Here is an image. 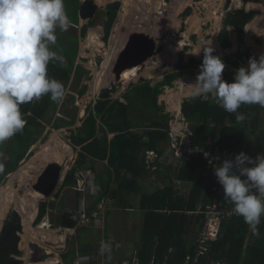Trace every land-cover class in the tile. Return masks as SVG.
Instances as JSON below:
<instances>
[{"label":"trees","instance_id":"obj_1","mask_svg":"<svg viewBox=\"0 0 264 264\" xmlns=\"http://www.w3.org/2000/svg\"><path fill=\"white\" fill-rule=\"evenodd\" d=\"M68 1L71 5L66 7L67 14L73 23L79 24L82 0ZM120 6L119 1L109 3L105 8L104 17L89 20L82 25L80 31L76 27H70L67 31L56 30L57 42L51 45V48L65 57V63L61 65L59 62H50L48 74L64 84L65 92L73 70V87L80 81L82 73H90L83 64L74 65L78 56V37L84 38L90 27L101 25L105 33L104 41L107 42ZM191 13L192 7L188 6L182 17H188ZM255 14V10L238 8L227 12L223 18V26L218 35L220 46L223 49L232 46L230 28H234L238 34V49L234 54H218L216 50L213 53L225 62L223 78L228 82H232L235 71L242 67V60L252 56L251 49L245 47V27L253 20ZM257 42L262 44L263 40L258 38ZM186 49L187 46L179 51L173 71L154 85L152 80L147 78L131 83L121 99L112 97L118 90V85L115 84L112 88H104L93 106H87L88 113L82 125L76 130H71L70 136L67 137L69 144L76 151L80 148L78 156L55 193V199L40 203L34 224H39L48 215L49 210L55 207L60 193L73 190L79 171L92 170L102 189L100 199L108 196L117 202L118 207L128 209L134 206L132 197L140 196L139 207L144 212V238L138 253L143 261L147 262L152 257L164 260L168 255L169 264H178L194 250V247L188 246L185 235L189 234L191 229H200L203 215L189 214L187 211L196 210L201 200L208 203L215 196L210 184L203 188L206 179L203 177V171L207 165L205 159L185 162L175 168L169 156L167 160L171 168L168 170L164 186L149 190L150 187L141 184V180L149 177L154 171L153 166H161L160 159L168 151L170 137L167 128L172 115L159 103V96L163 94L165 87H173L174 81L185 72L193 74L195 69L201 71L203 58L192 56L186 61ZM132 69L125 70L122 79L130 77L135 67ZM86 88L87 86H84L78 92L84 94ZM58 104L45 95L39 100L21 105L27 122L24 130L0 144L1 151L8 153L7 158H0V163L4 164V171L0 173V187L8 175L20 167L24 159L33 155L32 146L47 140L44 136L47 123L57 130L75 123L76 115L71 120L57 118L51 122ZM145 106L146 109H143ZM64 108L66 109L65 106ZM181 111L191 122L196 141L205 143L210 140L222 148L243 150L252 154L264 153V108L259 105L241 106L239 111L247 116L242 123L236 121L235 113L226 112L212 97L207 101L185 97ZM148 151L158 154L152 164L147 162ZM174 178L187 184L188 190L176 188ZM114 183L117 187H114ZM1 189L3 190V187ZM225 201L231 203L229 200ZM7 205L8 201L0 195V226ZM75 205H79L78 200ZM76 224L74 218L64 214L58 216L54 226L75 227ZM39 226L48 227L46 223ZM259 230V237L253 234L251 236L243 217L226 219L222 223L221 236L210 243L209 255L229 264H264V217L261 218ZM22 232L21 214L12 210L0 231V264H24L21 258L23 251L19 246ZM248 237L250 242L247 241Z\"/></svg>","mask_w":264,"mask_h":264},{"label":"rangeland","instance_id":"obj_2","mask_svg":"<svg viewBox=\"0 0 264 264\" xmlns=\"http://www.w3.org/2000/svg\"><path fill=\"white\" fill-rule=\"evenodd\" d=\"M115 1H119L121 3V6H120L118 17L111 30V34H110L108 41L107 42L104 41L105 33H104L103 26L100 27L101 25H98V26L95 25V27L94 26L92 27L98 33L95 35H97L98 38H100V40H102L104 43V48H102L103 51L101 50L99 51L96 47L90 45L87 42V38H89L90 35H94L95 30L90 31L91 29L90 28L88 29L87 35L84 38L80 36L78 37L79 38V44H78L79 49H78V56L76 58L74 65L83 64V66L87 70H89L90 73L89 74L82 73L80 81L78 80L77 83L75 84L76 86L73 87L74 86L73 84L74 70H73L70 80L68 81L69 85L67 86V89L65 92V98L63 99L62 102L58 104V107H56L53 117H52V121H51L53 123L57 118L71 120L72 117L76 115L75 123L72 126L63 127L60 130L53 129L52 124L47 123V128L44 132V136L47 137L46 142L42 143L39 141L36 145H34L35 147H33L35 149L34 154H36V152H39L42 150L41 147L43 145H48L50 140H52V135L56 134L57 138L55 140L59 141L58 145L54 146L56 149L57 155H61L60 157L64 156L63 154H61L62 153L61 149L64 148L65 145H68L71 148L72 156H71V161L69 163L68 169L73 166L77 158L79 148H77V151L72 149L71 145L68 144L69 140L67 137L70 136L71 130H76L77 127L82 125V121L88 113L87 106L89 105L93 106L101 90L104 88H107L113 82V79H114L113 67L116 62L115 61L116 55L118 53V50L123 48L126 42V39L130 35V33L136 30L146 31L149 34L154 35L159 44H161V42L164 40V42L166 43L165 44L166 47L164 46V51L161 54H159L158 56L154 58L149 59L143 66L139 65L140 69L139 71H136L135 74L130 75V77L126 78L125 80L121 79V82L119 83H115L118 85V90L117 92H114L112 94L113 98L119 97L123 99V94L126 92L129 85L131 83H136L140 81L141 75L145 76L144 79L146 78L151 79L152 85H154L156 82L161 80L166 74L173 71V66L177 62L179 51L182 50L186 46H187V49L185 52L186 61H189L190 57L192 56H194L197 59H202L204 53H203V48L201 49L199 48L200 46L204 47V45H206L208 42H211V41L214 46L215 38L217 39L219 43L218 35L223 26V17H224L223 11H224V6L227 0H161V1L152 0L151 2H148L146 0H131L129 2V5L127 6L129 8V9L127 8L128 13L127 15L125 12L122 13L123 18L121 21V26H119L118 28V31H121V30L123 31L122 38H124V40L123 42L120 41V43L117 46H115V48H110L109 47L110 41H111L110 38L113 34L115 24L117 23L119 19L120 12L122 9H124L126 3L125 2L123 3L121 0H97L101 8L104 10L109 3H113ZM233 3H234L233 0H231L230 8L232 10H236L237 8H243L245 10H255L256 11L253 21L250 22L251 23L250 32H248L247 30L249 28V25H248L249 23L247 24L248 26L246 25V28H245V32H246L245 47H249L251 49V54H252L251 57L255 56L259 58L261 54H264V52L262 53V51H264V0H242V3L236 2L234 5ZM69 5H71V3L68 0H65V7L68 8ZM213 5H214V8L217 7L218 5H223L219 9L221 20L216 21V22H215V19L212 20V19L206 18L208 13L209 14L211 13L210 11H212L211 9ZM188 6L192 7L191 15H189L188 17H182V13ZM158 11H161L162 14H160ZM87 22H88L87 20L80 19L78 30L80 31L81 26ZM188 27L190 28V31H188L189 30ZM230 31H231L230 37L232 40V46L234 45L233 49H232V46L224 50H222L223 48L220 50L214 47V49L218 52V54L232 55L237 51V48H238L237 47V44H238L237 33L234 31L233 28H231ZM234 35H235V39L233 41L232 37ZM258 38L263 40L262 44L257 42ZM178 44L179 46L174 52L172 48L173 47L176 48ZM104 49H106L105 51H107V53H104ZM108 51H112V53L110 54ZM105 55L107 57L109 55H112V58L109 64L105 66L106 68L110 66V68H108L104 74L103 84H102L103 87L99 88L98 83L94 84V79L96 77V74H99L100 71H103L102 66L105 60ZM248 62H249V59L244 58L241 62V65L246 67L248 65ZM155 66L156 68H160V69L158 70L155 69ZM128 70L129 68L126 69V71ZM199 72H200L199 69H195L193 71V74H189L188 72H185L186 75L184 74V76H185V79H187L186 82H189V88L191 87V82L196 83V78ZM124 74H125V71L122 73V78L124 77ZM180 79L181 77L174 81L173 87H167V88L165 87L163 91V95H165L164 97H161L162 94L159 96V103L162 106H164L165 111L169 112L171 115L173 114V112L168 109V102L172 98L174 91L177 92V89H179V91L181 92V94H179L177 97L178 100H180V97L183 98V97L190 96L189 93L186 94V92L183 90V85L185 84H179L180 82H177ZM84 86H87V88L84 94H80L78 90H81ZM169 90L170 91L174 90V91L169 92ZM64 106L66 107V109L64 108ZM64 109H65V112L63 113L62 111H64ZM143 109H146V106L143 107ZM56 143L57 142H54V144ZM51 154H54V151L52 149L49 150L50 160L52 158ZM32 156L24 160L21 163V166L18 168V170L10 174L12 176L8 175L4 184L0 187V195H2L5 198V200L8 201V205L6 207L7 210L5 211V215L3 219L1 220V223L4 222L9 212H11L12 210L18 211L19 209L18 204H21L24 206L23 207L24 212L26 211V208H29V214H32L31 208L33 209L36 204L35 202L30 200V197H33L32 199L36 200L34 196L32 195V192L34 191V189L32 188V183L34 181L33 179H35L37 174H39V172L45 165L42 162L41 157L34 159L32 158ZM165 156L169 157L170 152L167 151ZM2 157L7 158L8 153H3ZM21 167H26L23 171L25 173L23 174L21 172H20L21 174H19L18 172ZM30 168L32 170H30ZM33 176L35 177L33 178ZM147 183L149 184V187H150L148 188L149 190H153L154 187H157V186H152L153 181H148ZM8 184H11L12 187L11 189L7 190L6 193H4V190H2L1 188L3 186H7ZM86 184L89 185L88 181ZM158 185L160 186L162 184H158ZM114 187H115V183H114ZM76 192L77 193H75V196L73 195L74 198L80 197L79 196L80 192H78L77 190ZM99 199L100 197L97 196L95 207L98 209H101L103 207V203L101 201L104 198L100 200ZM137 199L140 200V196H138ZM134 200H135V197H134ZM138 200L134 201V207L132 208L133 211H131L134 213V215L133 213L131 214L128 213L125 209L117 208L116 211L114 209V211L112 212L113 215H116V214L119 215L118 219L114 218L116 219L117 223H115L112 214L109 216L108 232H109L110 237H111L110 232H112L113 230L114 232L115 230L117 231L118 229V226H116L117 224L123 225L122 228H120L119 226L120 231L118 235H121L124 232L127 236V240L125 241V243H123V245L125 246V253L129 251V247L131 246L132 243H139L140 245L143 241L144 219H143V214L141 213L142 210L140 208L138 209L137 207V204L139 203ZM39 202L37 201V203ZM137 214L138 216L136 217L138 221L134 217ZM21 217H22V224H23V222H25L26 217L23 216V213ZM45 218L43 220H45ZM29 221H30V224H33V229H35L34 230L35 233H31L30 235V238H29L30 247H27V250L26 248L23 249L20 247L21 250L23 251L21 258L24 260V264H28V262H30V264H42L41 261L39 260L40 259L39 254L41 250L37 248L39 247V237L37 238L36 236L39 234L38 232L39 230L44 231V229L37 228V226L40 225L41 223L34 224V222L32 223L30 219ZM124 226L126 228H123ZM48 228L52 231L55 230L52 227V225L49 223H48ZM91 231H93V229H90L88 227H79V233H78L79 235L77 236V239H79L81 243L85 244L87 240L90 239L89 233ZM137 237L140 238L139 241L133 240V239H136ZM41 238L43 239V237ZM45 244H49V241H46ZM123 253L124 251L121 250L119 254L122 255ZM128 254H126V256ZM27 255L30 256V260L26 259ZM117 258H119L118 255L111 253V258H109L108 255H106V257L104 258V261L111 262ZM49 262H54V260H49Z\"/></svg>","mask_w":264,"mask_h":264},{"label":"clouds","instance_id":"obj_3","mask_svg":"<svg viewBox=\"0 0 264 264\" xmlns=\"http://www.w3.org/2000/svg\"><path fill=\"white\" fill-rule=\"evenodd\" d=\"M78 25L67 14L65 0H0V144L24 130L27 122L21 105L45 95L56 103L65 98L64 84L48 74L50 62L63 65L65 57L51 45L57 42V29L67 31L70 27L79 28ZM214 51L212 41L204 45L201 71L196 83L191 84L190 98L207 101L212 97L226 112L235 113L236 121L242 123L247 116L239 111L241 106L264 108V54L250 57L248 65L237 69L232 82H228L223 78L226 64ZM0 153L1 158V149ZM3 171L4 164L0 163V173ZM214 172L224 198L234 205L235 214L242 216L251 233L259 237L264 217V153L252 157L241 151L234 159L223 160ZM76 186L78 179L72 188ZM43 221L40 223L44 224ZM112 250L110 240L101 241V255L111 258Z\"/></svg>","mask_w":264,"mask_h":264},{"label":"crops","instance_id":"obj_4","mask_svg":"<svg viewBox=\"0 0 264 264\" xmlns=\"http://www.w3.org/2000/svg\"><path fill=\"white\" fill-rule=\"evenodd\" d=\"M100 27H102V26H100ZM188 31H190V28ZM230 39H231V37H230ZM232 39L234 41L235 35L232 37ZM87 40H88V38H87ZM215 40H216L215 43H217V46H215V43H214L213 47H216V48L221 50L222 47L220 46V44L218 43L216 38H215ZM237 41H238V34H237ZM161 43L164 46L166 44L164 42V40ZM209 43L210 42H208L207 44H209ZM179 44L176 46V49L179 46ZM233 47H234V45L232 46V49H233ZM237 47H238V44H237ZM199 48L201 49V48H203V46H200ZM120 50L121 49L118 50V53L120 52ZM222 50H224V49H222ZM101 51H103V50L101 49ZM104 52H105V49H104ZM113 52H114V50H113ZM263 52L264 51H262V53ZM111 53H112V51H111ZM118 53H117V55H118ZM155 69L158 70L159 68H156V66H155ZM186 80L187 79H185V81H182L181 84H185V85H183V90L187 94V93H190L192 88L189 90V82H186ZM192 84H195V83H192ZM177 91L179 94H181L179 89H177ZM173 96H175V94L172 95V97ZM183 98H185V97H183ZM183 98L180 97V100H179L180 105H182L181 101ZM171 107H172L171 102L169 101L168 102V109L170 111L175 112V113L181 111V108L175 111L174 110L175 108L172 109ZM56 138H57L56 134H53L52 140H50L48 146L43 145L41 147L42 150L39 152H36V154H34L32 156V158L35 159V158L41 157L42 162L44 164H46L50 160V156H49V150L50 149H52L54 151V154H51V156H52L51 160L54 159V157L57 158L56 157L57 156L56 149L54 146L58 145L59 141H56L55 140ZM54 142H57V143L54 144ZM253 154H256V153H253ZM69 158L70 157L68 156L66 160H68ZM163 158L167 159L166 157H163ZM166 166H171V164L170 163L164 164L163 162H161L160 169H162V168L163 169L161 171L160 170L152 171L151 172L152 174L150 173L149 177H145L143 180H141V184L146 186V187H147V185L149 186V184L146 183L147 179H149V181H153L152 186H157V188L163 187L165 184V179L167 180V175H168V170H169V168H166ZM25 168L26 167H21L18 171L19 174L25 173V172H23ZM30 170H32V169L30 168ZM86 171H88V173H84ZM10 176H12V175H10ZM34 177L35 176H33V178ZM36 177H35V179H36ZM77 177H78V185L80 183L82 185L85 184L84 185L85 189L83 191L77 190L78 192H80L79 193V196H80L79 199L74 198L75 193H77L76 189L70 190L68 192L63 191L58 196L59 198L57 197L58 199H57V203L55 204V207L53 209L49 210L48 215L46 216L45 220L43 221V222H48L49 224H51L55 230L52 231L47 227L43 228L39 225L37 226L38 229H44V231L39 230L38 231L39 234L36 236L37 238L39 237V247H37V248H39L41 250V252L39 254V257H40L39 260L41 261V263L42 264H56V262L58 260H60L58 264H73V261L75 259L79 258V259H82L81 264H101L102 262H104V258L106 257L107 254H105V255L100 254V244H101V241H108V240H110L112 242V245H113L112 253L119 256V258H117L111 262H115V261L121 260L123 258H128L132 254H134L136 252L138 253L140 247L143 245L142 243L140 245H139V243H132L131 246L129 245L130 246L129 251L127 253H125V246L123 245V243H125V241L127 240V236L124 232L121 235H118L119 231H120L119 226H120V228H122L123 225L117 224L116 225V226H118L117 231L115 230V232H114V230H113L112 232H110L111 237L109 236V232H108L109 216L111 214L113 215L112 212L114 211V209L116 211L117 208L118 209H124V208L118 207L117 202L114 201L113 199H109L108 196L105 197L101 201L103 203V207L101 209L96 208L95 202H96L97 196L100 197V195L102 193L101 192L102 189H101L100 185L98 184V181L96 180L95 173H93L92 170L79 171L77 173ZM154 178H156V179H154ZM35 179H33V180H35ZM87 181H88L89 185L86 184ZM158 184H162V185L159 186ZM3 187H6V186H3ZM7 187L11 189L12 186H11V184H8ZM155 188L156 187H154V189ZM186 190H188V188ZM32 195L34 196V193H32ZM138 196L139 195L134 196L136 201L138 200L137 199ZM134 197H132V203H134V201H135ZM32 198L33 197H30V200L33 202H36V200H33ZM53 199H55V194L53 196ZM53 199L51 198L50 200H53ZM77 200L79 201L78 206H80L82 203L85 204L87 215H89L90 220H91L90 223L89 224H76L75 227H66V226H58V227L56 226L55 227L54 225L57 221L58 216L68 214L69 217L73 218L74 211L77 209L76 207H78L75 205ZM138 202L139 203L137 204V207L139 209L140 208L139 207L140 200H138ZM36 204H37V207L34 206L33 209L31 208L32 214H29V208L25 207L26 211L24 212V209H23L24 206L21 204H18L19 213L21 215L23 213V216L26 217L25 222H23V232L21 234L22 235L21 236L22 243H20V247L23 249L26 248V250H27V247H30L29 238H30L31 233H35L34 232L35 229H33V224H30L29 219L32 221V223L35 221V218H36L37 212H38V203H36ZM132 208H128L125 210L131 214V213H133V212H131V211H133ZM141 213L143 214V219H144V212L142 211ZM133 215H134V213H133ZM136 216H138V214L134 216L137 220ZM27 218H29V219H27ZM114 218L118 219L119 215H117V214L113 215V219ZM114 221H115V223H117L116 219H114ZM2 226H3V223H1L0 231L2 229ZM79 227H88L90 229H93V231H91L89 233L90 239H88L85 244L81 243V241L79 239H77V236L79 235L78 234L79 233ZM68 228H70V230H68ZM123 228H126V227L124 226ZM197 230H198V228L197 229H191L189 234L185 235L186 240H187V244L189 247H194ZM52 232H54V233H52ZM41 237H43V239ZM133 240L139 241L140 238L137 237L136 239H133ZM46 241H49V244H45ZM249 241H251V240H249ZM27 242H29V243H27ZM121 250L124 251V253L122 255L119 254ZM131 250H133V251H131ZM126 254H128V255L126 256ZM26 259L30 260V256L27 255ZM49 260H54V262H49ZM28 264H30V262H28Z\"/></svg>","mask_w":264,"mask_h":264},{"label":"built area","instance_id":"obj_5","mask_svg":"<svg viewBox=\"0 0 264 264\" xmlns=\"http://www.w3.org/2000/svg\"><path fill=\"white\" fill-rule=\"evenodd\" d=\"M167 131L169 132L170 137L168 143V152H170L171 159L173 160V166L178 168L185 162H192L196 159L204 158L207 162V165L206 169L203 171V177L206 178L204 180L205 184L203 185V188H206V186L210 184L212 191L215 192V196L210 202L205 203L203 200H201L197 205L196 210L187 211L189 214H202L203 222L196 234L194 250L192 252L190 251L186 255L185 259L178 264H229L222 259L211 258L209 255L210 243L214 240H217L221 236L222 223L224 220L242 216L235 214L233 211L234 205L225 201L223 188L218 182V178L215 175L214 169L216 166L222 163L223 160L230 158L234 159L235 155L243 150L222 148L220 145L215 144L210 140L205 143L202 141H196L194 139L195 134L193 128L191 127V122L185 118L181 111L176 113L173 112ZM243 152L252 157H256L258 154H252L246 151ZM156 157H158V154L155 151H148L147 162L152 164ZM163 157L166 156L164 155ZM163 157H161L160 162L169 164V161ZM166 168L170 169L171 166H166ZM159 169L160 167L158 166L152 167V170L154 171ZM148 181L149 179H147V182ZM174 184L179 190H185V188L187 189L186 186H188L182 180L177 178H174ZM75 189L83 191L85 187L80 183L75 187ZM73 218L78 224L90 223L91 220L89 215H87L84 203L78 206V208L74 211ZM44 223H46L48 226L47 222ZM68 230H70V228H68ZM249 235L252 236L251 231ZM250 238H247L248 242H250ZM81 260L82 259L77 258L73 261V264H81ZM59 261L60 260H58L56 264H58ZM101 264H169V256L167 255L164 260H159L156 259V257H152L149 261L145 262L136 252L128 258H123L115 262L104 261Z\"/></svg>","mask_w":264,"mask_h":264},{"label":"water","instance_id":"obj_6","mask_svg":"<svg viewBox=\"0 0 264 264\" xmlns=\"http://www.w3.org/2000/svg\"><path fill=\"white\" fill-rule=\"evenodd\" d=\"M231 0H227L224 6V16L231 10ZM106 11L101 8L97 0H82L79 8V17L82 20H93L95 17H104ZM164 51V45L157 42L154 35L146 31H133L127 37L123 48L118 53L113 67L114 79L110 86L121 82L122 73L128 68L143 66L149 59L154 58ZM160 69V68H159ZM145 78L140 76V80ZM70 160H58L56 158L47 162L36 179L32 188L43 195L41 201L50 200L60 188L68 172ZM88 173V171L84 172ZM40 201V202H41ZM38 203V205L40 204ZM22 243V241L20 242Z\"/></svg>","mask_w":264,"mask_h":264},{"label":"bare ground","instance_id":"obj_7","mask_svg":"<svg viewBox=\"0 0 264 264\" xmlns=\"http://www.w3.org/2000/svg\"><path fill=\"white\" fill-rule=\"evenodd\" d=\"M123 3L125 2L126 3V5H125V7H124V9H122L121 10V12H120V15H119V19H118V21H117V23L115 24V27H114V30H113V34H112V36H111V41H110V45H109V47L110 48H115V46H117L119 43H120V41H122L123 42V40H124V38H122V36H120V31H118V28H119V26H121V21H122V18H123V16H122V13L123 12H125L126 13V15H127V13H128V5H129V2L131 1V0H121ZM146 1H148V2H151L152 0H146ZM159 1H161V0H159ZM233 5L236 3V2H241L242 3V0H233ZM132 4V3H131ZM223 5H218L217 7H215L214 8V5L212 6V11H210L211 13V15L208 13V15L206 16V18L207 19H215V22L216 21H219V20H221V15H220V11H219V9L222 7ZM123 8V7H122ZM128 8V9H127ZM160 8V7H159ZM166 9V8H165ZM160 14H162V12L161 11H158ZM253 21V20H252ZM251 21V22H252ZM249 25V28L247 29L248 30V32H250V26H251V23H249L248 24ZM247 25V26H248ZM121 30V29H120ZM116 31H118V32H116ZM100 36V35H99ZM159 38V37H158ZM216 41V40H215ZM87 42L90 44V45H92V46H94V47H96L99 51L104 47V43L100 40V38H98V36L97 35H90L89 36V38H88V40H87ZM213 44V43H212ZM215 46H217V43H215ZM106 50V49H105ZM175 50H176V48H174V52H175ZM198 50V49H197ZM110 54H111V51H108ZM104 53H107V51H105ZM117 56V55H116ZM111 58H112V55H109L108 57L105 55V60H104V62H103V71H100L99 72V74H96V77H95V79H94V84L95 83H98V85H99V88L100 87H103V85H102V82H103V78H104V74H105V72H106V70L108 69V68H110V66H108V68H106L105 66L106 65H108L109 64V62H110V60H111ZM114 59H115V57H114ZM113 59V60H114ZM140 69V66H137V67H135V71L131 74V75H133V74H135V72L136 71H138V70ZM182 81H185V76H182L181 77V79L180 80H178L177 82H180L179 84H181V82ZM192 83H194V82H191V84ZM167 88V87H166ZM192 88V85H191V87L189 88V90ZM167 92V91H166ZM169 92H173V91H170L169 90ZM168 93V92H167ZM181 93V92H180ZM174 94H175V96H173L171 99H170V102H171V108L172 109H174L175 108V111L176 110H178V109H180L181 108V105H180V103H179V100L177 99V96L179 95V93H178V91L177 92H174ZM173 94V95H174ZM165 95H161V97H164ZM168 97V96H167ZM181 103H182V101H181ZM48 146V145H47ZM71 148H70V146H68V145H65V147L64 148H62V153L61 154H63L64 156L63 157H60L61 155H57L56 157L58 158V160H64V161H66V159H67V157L69 156L70 158H69V160H71ZM65 154H66V156H65ZM46 158V157H45ZM55 158V157H54ZM56 158V159H57ZM7 187V186H6ZM6 187H3V190H4V193H6L7 192V190H9L10 188H6ZM32 193H34V198L36 199V202L35 203H37V201H40L42 198H43V195L41 194V193H39V192H37V191H33ZM37 206V204H35V207ZM41 227H43V228H46V227H44V226H41ZM48 228V227H47Z\"/></svg>","mask_w":264,"mask_h":264},{"label":"flooded vegetation","instance_id":"obj_8","mask_svg":"<svg viewBox=\"0 0 264 264\" xmlns=\"http://www.w3.org/2000/svg\"><path fill=\"white\" fill-rule=\"evenodd\" d=\"M91 30H95V29H94V28H91L90 31H91ZM90 31H89V32H90ZM122 32H123V31L121 30V31H120V36H122ZM94 34H98V33L96 32V30H95ZM101 41H102V40H101ZM102 42H103V41H102ZM172 50H174V47L172 48ZM138 71H139V70H138Z\"/></svg>","mask_w":264,"mask_h":264}]
</instances>
